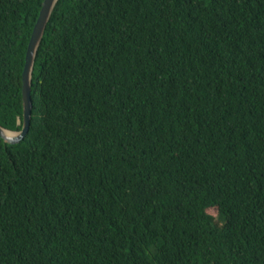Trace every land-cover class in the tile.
I'll use <instances>...</instances> for the list:
<instances>
[{
  "label": "trees",
  "instance_id": "1",
  "mask_svg": "<svg viewBox=\"0 0 264 264\" xmlns=\"http://www.w3.org/2000/svg\"><path fill=\"white\" fill-rule=\"evenodd\" d=\"M43 2L0 0L14 132ZM31 100L0 264H264V0H58Z\"/></svg>",
  "mask_w": 264,
  "mask_h": 264
},
{
  "label": "water",
  "instance_id": "2",
  "mask_svg": "<svg viewBox=\"0 0 264 264\" xmlns=\"http://www.w3.org/2000/svg\"><path fill=\"white\" fill-rule=\"evenodd\" d=\"M58 0H44L41 7L37 22L34 26L27 52L25 57V66L22 74L23 80V122L22 130L14 132L7 130L0 126V137L5 143L15 145L21 142L29 132L31 115H32V100H31V86H32V73L36 60L38 49L41 45L47 24L50 20L53 8ZM21 122H19L20 124Z\"/></svg>",
  "mask_w": 264,
  "mask_h": 264
},
{
  "label": "rangeland",
  "instance_id": "3",
  "mask_svg": "<svg viewBox=\"0 0 264 264\" xmlns=\"http://www.w3.org/2000/svg\"><path fill=\"white\" fill-rule=\"evenodd\" d=\"M210 213H211L212 215H216V214H217L216 210H211Z\"/></svg>",
  "mask_w": 264,
  "mask_h": 264
}]
</instances>
